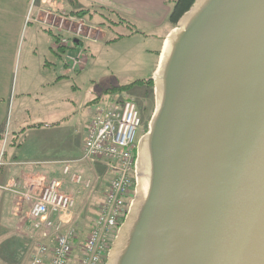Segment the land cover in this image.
I'll return each mask as SVG.
<instances>
[{"label":"water","instance_id":"obj_1","mask_svg":"<svg viewBox=\"0 0 264 264\" xmlns=\"http://www.w3.org/2000/svg\"><path fill=\"white\" fill-rule=\"evenodd\" d=\"M150 80L104 264H264V0H194Z\"/></svg>","mask_w":264,"mask_h":264},{"label":"crops","instance_id":"obj_2","mask_svg":"<svg viewBox=\"0 0 264 264\" xmlns=\"http://www.w3.org/2000/svg\"><path fill=\"white\" fill-rule=\"evenodd\" d=\"M120 2L136 9L147 20V24L164 29V33L157 37V48L154 44L155 47L151 49L141 50L149 60L148 74L152 75L163 40L172 29L168 18L174 0H135L130 4L127 0ZM53 9L57 15H66H51ZM63 9L60 1L40 0L33 19L43 31L40 33L42 38L38 44L42 45L41 55L37 58L36 53L28 56L27 48L23 54L19 51L20 46L24 44L22 35H25L28 29L27 0H0V151L3 148L0 167V238H5V241L17 237L19 233L23 236V232L19 231L17 234L18 227L22 231H27L28 228V207L15 192L24 193L31 190L37 194L51 180L56 179L60 182L61 192L72 196L76 204L80 200L90 205L92 198H96L97 194L94 188L88 190L85 198H80L82 188L77 190L76 186L70 183L69 177L63 175V168L69 163V171L72 174L89 177L92 184L98 181L99 174L103 172L100 171L102 165L107 169L103 162H96V166L75 162L82 154L86 130L92 115L90 105L110 98L107 95L100 97L92 93L87 97V94L78 92L73 82V85H70L69 77L77 70L66 61L75 57L74 51L78 50L79 54L81 51L75 42L70 43L73 34L68 28L73 23L83 22V17H78L75 10ZM65 22L69 23L68 28H63ZM99 32L100 30L96 38L105 36ZM65 34L69 38L66 39ZM63 39L67 42L61 43L60 40ZM85 41L88 39L84 34L79 43L83 45ZM83 57L85 60L86 57ZM52 60L61 61L62 70L54 71ZM16 64L18 70L15 81L13 72L16 70ZM125 94L127 93L121 92L120 95ZM114 95L120 96L118 93ZM97 191L99 192L100 188ZM101 200L100 198L97 202L100 203ZM68 217L65 215L62 219L67 222L70 218ZM12 242L14 244L9 246L7 252L22 254L23 258L27 252H32L23 241ZM28 263L29 261H24V264Z\"/></svg>","mask_w":264,"mask_h":264},{"label":"rangeland","instance_id":"obj_3","mask_svg":"<svg viewBox=\"0 0 264 264\" xmlns=\"http://www.w3.org/2000/svg\"><path fill=\"white\" fill-rule=\"evenodd\" d=\"M56 1H60L62 3L64 8L63 10L65 11L75 10L77 12H85V17L82 16V23H73L70 28H68L69 25L67 24L69 23L67 22L62 25L63 28H68V30L72 32L76 31V29L79 28V25L82 24L83 27L81 28L80 33L82 35H88V37H86L88 41H85L84 44L78 48L81 51V54H79L78 50L74 51L76 52L74 56H82L81 59L79 58L80 61L82 60V63L76 67L77 71L69 77L70 85H73L74 83L79 90L78 92L81 91L83 95L87 94V97L89 96V93L100 97H104L106 95L107 97H111L105 93V90L126 86L138 80H148L151 78V74H148L149 60L141 53V50L147 48L151 49L155 47V45L156 48L158 47L159 42H157V39L159 38L157 37L164 33L163 27H153L147 24V20L136 9L120 2V0ZM133 1L135 0H127L129 4ZM39 2L40 0H27L28 29L26 30L25 35L24 33L22 35L21 40L24 44H22L19 49V51L23 54L24 50L27 48L28 56L36 53L37 58L41 55L42 45L38 44L42 38L41 32L43 31L40 29L41 26L37 25L33 19ZM50 13L51 15H57L54 9ZM65 15L66 14L64 13L58 14L57 17H63ZM99 30V33L105 36L96 38ZM64 37L66 39L69 38L66 34ZM114 39L116 41H113ZM83 56L86 57L85 60ZM51 62L54 65V71L58 72V70H62L61 61L58 62L56 60H52ZM66 63L68 65H72V60L68 59ZM17 70L18 66L16 64V70L13 72L15 81L17 78ZM125 93L127 94L122 95L121 98L132 100L141 116L142 125L137 136L138 143V140L148 129V123L154 111L153 90L152 87L149 86H136ZM118 94L120 95L121 93ZM93 164H95V166L96 164L98 165V163ZM102 166L103 169L101 168L100 171L103 170V172L99 174V179L95 182V184L91 183V179L89 177H85L83 180L85 182L89 181L90 185L86 187L81 183L76 186L77 190H80L81 188V190H83L80 194V198H85L88 190L92 187L94 188V192L97 193L95 196L96 198H92L93 201L90 205H87V202L84 204L82 201L80 202V200L77 201V204L75 202L74 209L67 214V216L70 217H68L69 219L67 222L69 225L75 226L79 232L80 243L84 241L90 230L92 220L99 210L100 203L97 201L104 197V190L111 178L109 171L104 169V165ZM98 188H100L99 192L97 191ZM132 198L133 192L130 194L129 203ZM23 204L22 207H24ZM26 224H29V222L27 221ZM19 231L24 233L23 236H21L22 233L20 235ZM18 233L20 236L17 235V237L15 236L9 240L6 239V241L4 240L5 238H0V264H24V261H30L34 255V246H32L29 240L25 237L26 229H23L22 231L20 227H18L17 234ZM12 240L17 242H19V240L23 241L24 244L31 248L32 252H27L24 258L22 254L7 252L9 246L14 244V242L11 243ZM78 255L79 250H75L71 264H76L75 259Z\"/></svg>","mask_w":264,"mask_h":264},{"label":"built area","instance_id":"obj_4","mask_svg":"<svg viewBox=\"0 0 264 264\" xmlns=\"http://www.w3.org/2000/svg\"><path fill=\"white\" fill-rule=\"evenodd\" d=\"M82 27L80 24L76 31H72L75 38H84L80 33ZM79 64L80 60L75 58L73 66ZM89 108L92 115L82 154L75 162L106 164L111 178L99 210L86 238L80 243L75 226L62 219L74 208L75 201L72 196L61 192L59 181L51 180L38 194L31 190L15 192L28 207L29 224L25 235L35 251L28 264H71L75 250H79L76 264H103L111 240L127 211L134 187L135 148L142 125L140 113L133 101L119 96L92 104ZM1 158L2 152L0 166ZM68 164L63 168V175L69 177L70 183L89 186L90 182H85L80 174L69 171Z\"/></svg>","mask_w":264,"mask_h":264},{"label":"trees","instance_id":"obj_5","mask_svg":"<svg viewBox=\"0 0 264 264\" xmlns=\"http://www.w3.org/2000/svg\"><path fill=\"white\" fill-rule=\"evenodd\" d=\"M194 3V0H174L173 6L171 9V12L169 14L168 22L169 24L173 27H175L176 23L180 19V17L189 10V8L192 6ZM78 17H82L85 15V12H78L76 14ZM76 46H81V43H76ZM139 86V87H152V82L150 79L148 80H138L132 84L122 86V87H117V88H110L105 90V93L108 95H114L115 93H121V92H127L131 90L132 88ZM37 127V126H36Z\"/></svg>","mask_w":264,"mask_h":264}]
</instances>
